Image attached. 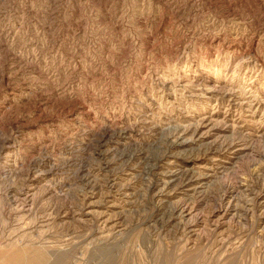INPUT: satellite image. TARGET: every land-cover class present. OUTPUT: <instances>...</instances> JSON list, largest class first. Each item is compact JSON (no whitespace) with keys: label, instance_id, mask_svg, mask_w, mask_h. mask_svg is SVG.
Wrapping results in <instances>:
<instances>
[{"label":"rangeland","instance_id":"374dc122","mask_svg":"<svg viewBox=\"0 0 264 264\" xmlns=\"http://www.w3.org/2000/svg\"><path fill=\"white\" fill-rule=\"evenodd\" d=\"M263 201L264 0H0V264H264Z\"/></svg>","mask_w":264,"mask_h":264},{"label":"bare ground","instance_id":"6f19581e","mask_svg":"<svg viewBox=\"0 0 264 264\" xmlns=\"http://www.w3.org/2000/svg\"><path fill=\"white\" fill-rule=\"evenodd\" d=\"M124 134V133H123ZM112 136V135H111ZM121 140V139H120ZM129 140V139H128ZM101 143V142H100ZM113 143V142H112ZM114 145L119 146V142H115ZM184 144L179 143L177 146H183ZM113 149V148H112ZM150 163V162H149ZM177 171V170H176ZM161 173V172H160ZM163 174V173H162ZM165 174V173H164ZM158 176V174H157ZM165 178L167 179V182L164 184V190H161V193H163L165 190H168L172 186H175L179 191L186 192L188 190H191L190 187L192 186V182L194 181L188 172L186 170H178L177 173H168L165 175ZM163 181V180H162ZM158 185V184H157ZM133 200V199H132ZM264 202V201H263ZM260 204V203H259ZM258 204V205H259ZM264 204V203H262ZM261 204V205H262ZM128 205V204H127ZM172 219L174 217L171 216ZM164 221V220H163ZM160 226V225H159Z\"/></svg>","mask_w":264,"mask_h":264}]
</instances>
